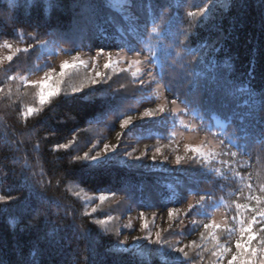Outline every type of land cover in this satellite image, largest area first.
<instances>
[{
	"label": "trees",
	"instance_id": "16d2710c",
	"mask_svg": "<svg viewBox=\"0 0 264 264\" xmlns=\"http://www.w3.org/2000/svg\"><path fill=\"white\" fill-rule=\"evenodd\" d=\"M12 2L13 0H0V46H3L4 41L7 40L9 44L28 47L36 43L28 35L33 32L38 40L49 41L46 48L44 46L31 48L27 54L20 53L15 56L11 65L6 60L0 67V87H4L5 93L9 87L12 90L11 98L6 95L0 98V193L8 194L11 189L12 195L22 194L21 185L24 177L21 169L27 164L37 173L35 179L40 178L39 173L43 168L47 173L45 179L52 181L47 195L61 205L59 208L54 206L51 208V224L47 227L49 234L54 230L57 233L56 242L50 244L41 237L39 254L35 255L36 264H165L164 257L155 253L149 255V251L157 246L150 245L147 241L139 240L127 247L119 243L122 241L123 233L128 231L124 227L126 224L123 219L131 212L138 214L143 212V223L147 221L152 234L155 235L153 223L155 220L154 217L148 218L149 213L182 207L184 204L187 205L191 198L195 202L198 196L190 194L188 188L201 194L205 191L213 192L218 200L223 198L225 203H231L240 197L242 184L238 179H233L232 172L229 174V179L220 178L214 173L203 175L207 168H201L200 164L185 163L181 166L176 165L172 169L155 164L144 166L143 160L128 161L123 157L125 151L118 149L112 154L110 163L100 170L99 176L94 175L87 182H82L76 171L80 166L69 164L71 156L83 155L97 144V141L107 138L117 128L121 133L118 138L122 144L124 141L153 144L171 141L172 133L179 128L178 121L176 119L173 123L170 117H162L158 114L148 120L133 119L134 126L121 129L117 117L134 116L137 107L151 101L153 96L149 87L142 89L138 85L132 73L109 68L103 75L111 76V79L107 84L96 85L91 98H82L73 105H61L55 111L46 109L40 116L25 121L20 115V109L25 104L32 103L36 89L19 80L9 82L10 75H33L39 71L38 69L48 68L50 65L46 59L48 48H69L72 51H80L89 50L87 46L90 45L91 50L103 47L105 50L119 51L116 45L135 42L137 37L135 33L131 36L125 33L121 37L115 32L112 24L106 23L108 18L117 23L121 22V17L124 15L120 7L122 0H105L110 7L100 12L99 19L94 16L90 18L87 9L74 8L73 4L78 0H60L64 6L56 11H45L43 19L40 10L36 8L12 9L14 19H11L7 11ZM15 2L25 5L32 3V0H15ZM169 2L178 3L179 0H169ZM214 2L218 6L227 3L229 7L212 10L211 22L207 26H201L198 36L195 37L197 43L193 44V47H196L200 40H211L219 49L211 54L213 64H202L197 71L200 72L201 78H206L207 81L206 88L201 89L202 93H206L205 108L201 110L205 117L204 123L212 132L222 134L221 138L226 140L235 130L228 127L229 119L234 117L242 131L255 130L260 122L259 93L249 98L247 92H239L236 89L230 91L227 83L246 80L250 68H254L255 79L252 84L256 89L264 88V31L261 30L260 24L259 0H238L239 3H246L247 7H232L233 0H214ZM197 5H200V0H187L185 7L180 10V15L183 16L187 10H194ZM141 15H143L142 11ZM77 16L83 18L79 27L74 23ZM124 26L134 27L130 22L125 23ZM181 27H188L187 20ZM17 29L20 32H17ZM99 29H106L110 33L107 41L100 38ZM54 32L61 33L62 38L53 39L51 34ZM155 71L159 73V64ZM167 71L169 73L167 78L171 79L182 69L177 65L175 72L170 68ZM68 72L71 78L65 77L67 84L79 83L81 79L93 76L87 67L69 68ZM226 77H230V81L226 82ZM121 85L125 87L121 88ZM115 89L120 91L114 92ZM233 92H235L234 97ZM83 95L82 93L81 96ZM105 101L110 102L112 108L117 111L108 110ZM66 114L75 115L76 121L66 120ZM186 116L193 119L191 113ZM208 117L214 118L208 119ZM195 121L198 124L201 122L199 119ZM77 128L83 131L78 133V142L73 148L67 151H52L56 143H64L71 139ZM13 140L17 142L15 145L11 143ZM37 142L40 143L38 153L33 151ZM248 152L251 167L248 168L247 164H244L238 167L237 171L245 177L250 176V182L254 185L264 183V150L259 144L252 143ZM193 156L194 154L191 153L186 159ZM210 164L217 167L220 163L214 160ZM197 178H199L198 184L195 183ZM177 179L180 181L179 185ZM57 180L60 181L59 184ZM220 185H223V190L220 189ZM77 192L80 193L79 197L74 195ZM101 192L105 194L115 192L117 195L103 203L98 199L88 200V197H97ZM23 194L27 195L26 192ZM247 195L248 192L244 189V198H239L238 202L247 203L251 208L254 206V201H248ZM177 196H179L178 200ZM86 202L89 212L99 205L97 212L91 217L83 215ZM234 207L233 204L232 208ZM8 211L15 212V208ZM219 211L224 212L227 223L221 226L217 235L220 237V243L228 242V245L239 238V226L235 225L237 232L229 238L223 229L233 226L229 221L234 211L223 205ZM109 215L114 219L108 225L111 229L108 233H103L98 226L91 223L93 217L105 218ZM245 217H248V213H245ZM192 219L197 221L198 226L195 229L191 223ZM11 220L12 217L7 212L0 216V259L4 264H16L23 259L32 260L33 254L37 252V248L31 247L35 240L29 238L30 233L23 231V224L17 226L11 223ZM184 220L187 222L180 230L168 229L162 232L163 238L168 243L177 245V241L182 243L187 240L186 244L190 239L199 241V233L203 231L200 222L208 221L199 215ZM117 230L121 233L119 236L115 234ZM190 230L191 235H189ZM181 231L184 233L183 236L178 235ZM145 234L144 231L141 232V236ZM93 240L95 242L90 246ZM180 243L181 246L185 245ZM164 251H167V248ZM211 251L212 245L208 244L203 252V261L190 251V255L194 257V264H213L215 257L211 255Z\"/></svg>",
	"mask_w": 264,
	"mask_h": 264
},
{
	"label": "snow or ice",
	"instance_id": "6c2138e0",
	"mask_svg": "<svg viewBox=\"0 0 264 264\" xmlns=\"http://www.w3.org/2000/svg\"><path fill=\"white\" fill-rule=\"evenodd\" d=\"M187 0H179L178 3H170L169 0H122L120 5L124 15L121 17V22L117 23L111 18L106 19V23L112 24L115 32L121 37L127 33L131 36L136 34V41H130L127 44L116 45L120 53L124 56L131 54L133 57L129 64L135 67V71L132 72V76L136 79L138 85L143 89L153 84L156 85V91L159 92L163 89L165 92L171 94L169 100L167 96L164 97L165 104L158 105L157 108H148L142 114L140 119L155 118L158 114L162 117L168 116L175 123L176 119L192 114L193 120L199 119L201 122L195 128H190L185 124L183 119H179V123L189 131H205L206 134L212 135L218 140L219 145L222 146V151L219 153L208 152L205 150L204 142L198 146L186 145L187 151L194 154L193 157L186 159L185 157L176 156L175 164L181 166L185 163L200 164L201 168H207V171L202 173L203 175H211L215 172L217 175L223 176L221 169L207 167L212 161H216L222 165H228V171L232 172L233 179H238L242 184L240 189V197H243L244 189L247 190L248 195L246 199L248 201H254V206L249 208L247 203H239L238 199L233 200L231 203H225L223 198L219 200L215 197L213 192L205 191L202 194L199 192H193L191 188L187 191L193 196H198L195 202H188L186 208L181 210L178 208H169L167 212L168 219H179L180 225L184 224V219L192 216H202L208 222L201 221L203 231L199 233V241L190 239L188 244L183 246L173 245L168 243L162 236L161 231L155 233V238L152 236L151 228L147 221H145L141 230L146 234L143 236H134V241L144 240L150 245H155L154 249L149 251V255L155 253L157 256L164 257L165 264H194V257L190 255V251L195 253V256H199L203 261V252L207 249V245H212L211 255L215 257L213 264H223L226 256L232 253V249L227 246V243H220V237L217 232L221 230V225L214 219V213L220 210L221 205L230 211H234L231 216L232 227H225L223 231L227 232L229 238L237 232L239 226V238L235 240V252L231 254V258L227 260V264H264V183L254 185L250 182L251 177H245L236 170L237 167H242L245 163L243 157L250 155L248 152L249 145L252 143L259 144L261 149L264 150V88L256 89L252 81L255 79L254 68H250L247 73V79L240 82H228L227 87L231 91L236 89L239 92H247L249 98H253L255 93H259V124L255 127V130H241L240 124L237 123L233 117L228 120V127L235 130L231 136L225 140L221 138L220 133L212 132L205 123V117L201 110L205 108L204 98L206 93H202L201 89L206 88V78L202 79L201 74L197 69L202 64L212 65L211 54L213 51H219L215 47V43L211 40H200L196 47L193 44L197 43L195 37L198 36L201 26H207L211 22L214 8L229 7L227 3L224 5H217L214 0H200V5L194 7V10H187L184 15H180V10L185 7ZM60 0H32V3L19 5L13 0L9 5L7 15L9 18L14 19L12 9H19L26 7L28 9L36 8L41 12V18L43 19V13L48 10L56 11L63 7ZM232 7H247L246 3H239L238 0H233ZM76 9H87L90 18L92 16L99 19L100 12L108 9L110 5L105 3V0H78L73 4ZM258 7L260 9V24L261 30L264 31V0H259ZM141 11L143 15H141ZM82 17L77 16L74 19V23L77 27L80 26ZM187 20L188 27L182 28L181 25ZM134 25V27L126 28L125 23ZM20 32L19 29L16 30ZM99 36L105 41L108 40L110 33L106 29H99ZM22 34V33H20ZM29 36L36 41L35 44H31L28 47L20 48L16 47L11 55L0 58V67L3 66L4 61L7 60L9 65L13 61L14 57L20 53L27 54L31 48L46 46L49 41H41L37 39L35 32L29 33ZM53 39L62 38V34L54 32L51 34ZM167 41V43H166ZM218 42V41H217ZM4 47L12 49L13 46L4 41ZM89 50L91 46L88 45ZM102 55L107 56V62L104 64V68H115L113 64L112 52L105 53V49L100 47L95 56H89V60L95 61ZM123 57L118 55L116 63H119ZM179 58V59H177ZM159 64L160 71H155ZM179 65L182 69L176 76L168 79L169 73L167 69L176 71V66ZM88 61L81 58V51H76L75 55L71 56V63L69 61H63L59 65V72L55 68H47L43 70V76L35 81H30L27 76L19 74H13L8 77L9 82L21 81L25 85H32L36 91L32 103L25 104L20 109V115L28 121L30 118L38 117L47 109L48 111H55L61 105H73L82 98H91L92 93L96 90V85L107 84L111 76H104L100 72H96L91 78L85 77L81 79L79 83L67 84L65 77L71 78L68 69H76L80 67L86 68ZM40 70V69H38ZM123 70V69H122ZM226 82L230 81V77H226ZM51 82V83H50ZM47 85V86H46ZM62 85H64L62 87ZM121 85V88H124ZM87 90V91H86ZM17 91H19L17 89ZM119 92L120 89L113 90ZM84 94L83 97L81 94ZM11 98L12 90L9 87L7 93H5L4 87H0V98L3 96ZM233 97L235 92L232 93ZM159 98V96H157ZM112 100H115L113 95ZM108 104V110L117 111L112 108L110 102L105 101ZM171 104V108H167L166 105ZM120 121L121 129H129L130 126H134L133 116L126 115L123 118L117 117ZM214 117H208L213 119ZM66 120L76 121L75 115H65ZM227 119V118H226ZM63 122V121H61ZM99 122V121H98ZM83 131L82 129H75L71 139H68L64 143H56L52 151L57 152L60 150L67 151L73 148L78 142V133ZM243 133V135H241ZM121 133H117V137H120ZM235 137V140L232 139ZM174 138V134L173 137ZM47 139V137H45ZM12 145H15L16 141H11ZM100 141L94 144L92 148L84 152L83 155H74L69 159V164H78L80 167L76 170L79 173V179L82 182H87L92 176H99L100 170H103L111 160L112 154L116 153L119 145L103 144V148L97 150ZM40 143L37 142L34 145L33 151L39 152ZM133 151H128L125 155L129 159L141 161L147 156V151L142 152L138 156H134ZM161 152V149L157 147L150 159L155 163L157 160V154ZM94 153V154H93ZM220 157V159H217ZM227 157V159H223ZM167 161V157L164 158V163ZM21 174L24 177L21 185V195H12L11 189L8 194L0 193V216L6 212L12 217L11 223L14 225L23 224V231L30 233V239H34L35 243L31 244L32 248H37V252L33 254L32 260L23 259L17 261L16 264H36L35 255L39 254L40 239H43L48 243L56 242L57 233L55 230L49 234L47 227L51 224L50 212L54 206L56 208L61 207L59 202L47 195L49 188L52 185L50 179H45L47 173L43 168L39 173L40 178L35 179L37 173L33 170L32 166L25 164L21 169ZM34 180V182H33ZM60 181L57 180V184ZM195 183H199V178L195 180ZM180 184L177 179V185ZM172 187V185H169ZM220 189L223 190V185H220ZM81 191H84L81 189ZM26 192L27 195H24ZM259 193V194H256ZM77 197L80 193H74ZM115 192L105 194L101 192L97 197H88L89 201L98 199L101 203L107 201L110 198L116 197ZM235 195V193H233ZM179 196H177V200ZM175 203L176 201H172ZM235 205L234 209L232 205ZM99 205L93 207L91 212L87 210V202L83 215L91 217L93 213L97 212ZM15 208V212H9V209ZM243 210V211H241ZM245 213H248V217H245ZM155 215V214H153ZM139 216L144 217V213L140 212ZM239 217V219H238ZM114 218L112 216H106L105 218L91 219V223L98 226L103 233H108L111 229L108 227L109 223ZM154 223V221H153ZM193 229L197 227V221L191 220ZM83 227V226H81ZM125 228H131V223L124 225ZM171 228L172 225L170 224ZM119 236L121 233L119 230L115 233ZM90 235V234H89ZM178 235L183 236L181 231ZM191 235V230L189 231ZM243 241V243H242ZM95 241L90 242L94 243ZM128 238L119 241L121 245L127 244ZM255 242V243H254ZM167 248V251L164 249ZM128 251V249H124ZM0 264H4V261L0 259Z\"/></svg>",
	"mask_w": 264,
	"mask_h": 264
},
{
	"label": "rangeland",
	"instance_id": "374dc122",
	"mask_svg": "<svg viewBox=\"0 0 264 264\" xmlns=\"http://www.w3.org/2000/svg\"><path fill=\"white\" fill-rule=\"evenodd\" d=\"M11 45L13 46V48L11 50L4 47V46H0V58L11 55L12 51L16 47H20V48L27 47L25 45H23V46L16 45V44H11ZM46 47H47V45L44 46V48H46ZM77 51H79V50H77ZM80 51H81V58L88 61L87 68L93 76L95 75L96 72H100L101 74H103L105 72L106 69L104 68V64L107 62V56L106 55H102L101 57L97 58L93 62V61L89 60V56H95V52L97 50H80ZM109 51L112 52L113 64H115V68H114L115 70L126 71L129 73H132L136 70L134 66H131L129 64V61L133 58L131 56V54H128V56L125 57L123 53H120V50L119 51L118 50H105V53H107ZM75 53H76V51H72L69 48H61V49L48 48V55H47L46 59L50 64L49 67L55 68L57 70V72H59V65L63 61H66V60L71 63V56L75 55ZM118 55L120 57H123V58L120 60L119 63H116ZM109 69H113V68L109 67ZM43 70H47V68L43 69ZM43 70H39L33 75H27L28 79L30 81H35V80L40 79L43 76ZM149 89H150L151 95L153 96L152 100L148 101L144 104H140L137 107L136 114L133 116L134 120H138V121L148 120L149 118L140 119V114H142L148 108L155 109L158 107V105L165 104V100H164L165 96H167L169 100L171 99V96L167 92H165L163 89H160L159 92H157L155 84L149 86ZM157 96H159V98H157ZM166 107L171 108L172 105L167 104ZM179 119H183L185 124H187L190 128H195L197 125H199L195 120H193L192 118H190L186 115L179 117V118H177L179 128L172 133V134H174V138L171 141L159 142V143H155V144H153L151 142L136 143L133 141H124L122 144L120 142L119 138L117 137V133H119V128H117L115 132L110 133L107 138L100 141L97 150L102 149L104 143H107L109 145H119L118 150H124L125 151V152H123V157L127 158L128 161H131L133 159H129L125 155L126 152L133 151V149H135V152L133 153V155L138 156L142 152L147 151V156L143 159V165L144 166H150L152 164H155L156 166L166 168V169L167 168L172 169V168L176 167V164H175L176 156H181V157L187 158L191 154L190 151H187V149L185 147L186 145L198 146L202 142H204V146H205L206 151L214 152V153H219L222 151V146L219 145L218 140L215 139L212 135L206 134L205 131H189L184 127V125H181L179 123ZM157 147H159L161 149V152L159 154H157V160L154 163L150 159V157L155 152V149ZM165 157H167V161L164 163H161V161H164ZM217 158H220V157H217ZM223 158L227 159V157H223ZM216 168L221 169L222 173L224 174L223 176L219 175V177L224 178V179L229 178L227 175V173L229 172L228 171V165L219 164V165H217ZM193 200L194 199L191 198L188 202H193ZM186 206L187 205L184 204L182 207L178 208L181 210V213H183V210L186 208ZM167 212H168V210H166V211H152L149 213L148 218L154 217V220H155L154 221V225H155L154 234L157 231H161V233H162L168 229L180 230L184 226V224L180 225V221L178 219H174V220L170 221L168 219ZM153 214H155V215H153ZM214 219L221 226H224L227 223V217L225 216L223 211H217L214 214ZM123 221L125 224H128L129 222L131 223V228H127L128 231H125V233H123V235L121 236L122 240H124L125 237L128 238L127 244H124L125 247H127V246H131L132 244H135L136 242H138V241H134L132 238L134 236H141V232H142L141 226H142L144 220H143V218H141L139 216V214L137 212H131L130 214H128V216H126L123 219ZM186 222H187V220H184V223H186ZM205 223H207V222H205ZM170 224L172 225L171 228L169 227ZM152 236H155V235L152 234ZM186 243H187V240L183 241L180 244H186ZM179 246H181V245H179ZM227 246L232 249V253L235 252V241L232 242L231 244H228ZM232 253H230L226 256L225 260L223 261V264H227V260L231 258Z\"/></svg>",
	"mask_w": 264,
	"mask_h": 264
},
{
	"label": "built area",
	"instance_id": "2783aa9c",
	"mask_svg": "<svg viewBox=\"0 0 264 264\" xmlns=\"http://www.w3.org/2000/svg\"><path fill=\"white\" fill-rule=\"evenodd\" d=\"M246 157V156H245ZM245 157H243V158H245ZM209 168H216V167H214L212 164H210L209 166H208ZM236 170H237V168H236ZM214 174H216L215 172H213ZM231 172L229 171L228 173H227V175H228V177H229V174H230ZM217 175V174H216Z\"/></svg>",
	"mask_w": 264,
	"mask_h": 264
}]
</instances>
